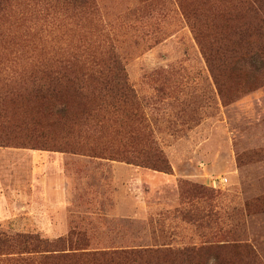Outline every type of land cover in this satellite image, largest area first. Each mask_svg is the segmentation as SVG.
I'll use <instances>...</instances> for the list:
<instances>
[{
	"label": "rangeland",
	"instance_id": "obj_1",
	"mask_svg": "<svg viewBox=\"0 0 264 264\" xmlns=\"http://www.w3.org/2000/svg\"><path fill=\"white\" fill-rule=\"evenodd\" d=\"M240 2L6 0L0 77L55 59L82 84L85 72L119 70L136 98L94 96L79 144L59 131L0 145V233L153 252L158 264H212L247 246L255 263L242 264H264V64H247L246 80L207 63L220 65L214 53L233 36L221 28Z\"/></svg>",
	"mask_w": 264,
	"mask_h": 264
},
{
	"label": "trees",
	"instance_id": "obj_2",
	"mask_svg": "<svg viewBox=\"0 0 264 264\" xmlns=\"http://www.w3.org/2000/svg\"><path fill=\"white\" fill-rule=\"evenodd\" d=\"M53 1L66 8H83L79 4L81 0ZM5 3L6 0H0V11ZM90 4L91 0H85V7L89 5L91 8ZM238 7L241 12L231 20V25L224 24L221 28L233 36L229 48L223 46L214 53L220 65L212 64L214 60L211 58L207 60L209 67L216 69L218 78L234 75L247 80L253 74L252 70L247 69V64L254 65L256 59L264 64V52L254 51L251 32H247L249 22L254 24L253 20H259L262 27L256 30L260 29L262 32L258 33L264 34V3L245 0ZM238 20H245L246 25L238 29L233 23H238ZM248 28L252 29L251 25ZM2 60L9 61L0 52V62ZM50 62V65H37L29 73L21 72L15 80L7 76L0 77V85L4 90V96H0V145L8 146L13 141H19L23 134L46 137L59 131L68 137L76 134L78 140L75 143L79 144L80 133L94 116L90 113L97 102L94 96L97 99L98 96H109L116 101L136 98L134 90L119 70L113 72L112 77L109 76L110 70L85 72L81 77L87 82L82 84L67 64L55 59ZM2 74L3 71H0ZM6 114H11V119H7ZM12 118L17 121L14 122ZM76 130L79 133H74ZM101 139L97 138L96 141ZM162 163L164 170L168 171L166 162L162 160ZM97 251L91 250L89 245L47 242L29 233H0V264H158L153 259V252L144 256L145 253L141 251L120 249L109 254ZM247 256L255 263V256L247 246H236L226 252L223 259L217 258L212 264H242ZM192 264L207 263L198 259Z\"/></svg>",
	"mask_w": 264,
	"mask_h": 264
}]
</instances>
